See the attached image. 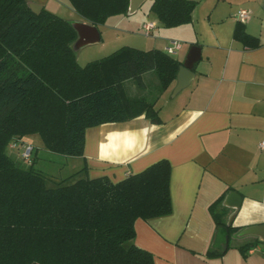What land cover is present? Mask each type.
I'll return each mask as SVG.
<instances>
[{
    "label": "trees",
    "instance_id": "1",
    "mask_svg": "<svg viewBox=\"0 0 264 264\" xmlns=\"http://www.w3.org/2000/svg\"><path fill=\"white\" fill-rule=\"evenodd\" d=\"M69 1L82 18L100 25L126 14L130 0ZM196 5L152 0L150 11L169 28L191 22ZM76 37L66 19L45 9L36 13L26 0H0V264H154L150 252L132 243L134 221L171 212L167 160L116 183L107 177L68 181L75 172L48 186L32 164L20 167L6 153L13 137L38 134L45 150L81 157L87 127L141 114L160 121L156 98L128 96L122 84L134 79L140 85L152 71L159 94L180 62L159 49L124 45L80 66L72 47ZM233 37L258 45L240 22ZM220 203L209 206L216 223L209 257L221 255L219 246L235 232L214 211Z\"/></svg>",
    "mask_w": 264,
    "mask_h": 264
},
{
    "label": "crops",
    "instance_id": "2",
    "mask_svg": "<svg viewBox=\"0 0 264 264\" xmlns=\"http://www.w3.org/2000/svg\"><path fill=\"white\" fill-rule=\"evenodd\" d=\"M194 1L191 22L175 27H164L150 11L152 0H142L133 13L106 19L123 17L126 26L140 30L145 22L155 24L146 47L124 45L164 51L175 39L182 46L174 59L181 63L191 45L199 46L200 57L186 87L174 92V79L154 97L159 122L141 114L87 127L83 156L75 157L80 168L72 180L107 177L116 183L167 160L171 212L147 220L136 218L132 243L150 252L154 264H264L262 237L242 234L247 228L264 226V0ZM26 4L96 28L90 36L99 34V40L76 48V61L86 45L104 54L105 46L100 44L104 24L86 21L69 0H26ZM241 9L248 12L244 21L237 17ZM237 22L257 38V46L248 47L233 37ZM122 85L128 96H141L138 89L158 86L152 71L142 75L140 85L134 79ZM219 198L214 211L235 232L219 246L224 250L221 255L209 257L206 253L216 230L209 206Z\"/></svg>",
    "mask_w": 264,
    "mask_h": 264
},
{
    "label": "rangeland",
    "instance_id": "3",
    "mask_svg": "<svg viewBox=\"0 0 264 264\" xmlns=\"http://www.w3.org/2000/svg\"><path fill=\"white\" fill-rule=\"evenodd\" d=\"M112 25H118L122 28L124 26L126 28L129 27L126 26V20L123 19V17H119L113 21H106L104 26H101L100 28L103 34L100 44L101 47L105 46L104 54L99 52L96 53L95 51H92L93 49L90 47L91 45H86L77 61L80 66L86 65L89 61L102 58L103 56L111 53L107 51H113L110 49H118V47L124 44H131L135 47H146L145 42L146 40H149L151 36L145 35L143 30L136 28V26L119 30L109 27ZM119 42L121 43L120 46H116ZM136 93L151 100L158 94V86L149 85L147 91L146 89H138ZM35 135L36 137L38 136V138H40L38 134H30L24 135L23 137L15 136L9 141L6 148V153L12 160L16 162L18 166L27 168L30 166V164H32L35 169L40 171L45 176L48 186L55 185L63 179L67 180L65 177H69L78 168H80V163L79 161L77 162V158L50 152L38 147V140L36 139ZM26 136L28 138L26 141H23L25 140ZM71 180L72 178L68 181Z\"/></svg>",
    "mask_w": 264,
    "mask_h": 264
},
{
    "label": "water",
    "instance_id": "4",
    "mask_svg": "<svg viewBox=\"0 0 264 264\" xmlns=\"http://www.w3.org/2000/svg\"><path fill=\"white\" fill-rule=\"evenodd\" d=\"M142 0H130L128 6V13H133L137 9L138 4ZM31 10L38 13L40 11L39 6H32L30 7ZM74 28L77 32L78 39L75 41L73 45V49L80 47L81 45L98 41L99 34H95V36H90L92 32L96 31L94 26L89 24H85L82 22H75L73 23ZM90 36V37H89ZM200 57V48L197 45H191L189 48L188 53L186 54L184 60L179 64L178 71L176 73V85L174 88V92L181 90L182 88L186 87L191 78L193 77V65ZM242 234H256L262 237L264 240V226L263 227H254V228H247L242 232Z\"/></svg>",
    "mask_w": 264,
    "mask_h": 264
},
{
    "label": "built area",
    "instance_id": "5",
    "mask_svg": "<svg viewBox=\"0 0 264 264\" xmlns=\"http://www.w3.org/2000/svg\"><path fill=\"white\" fill-rule=\"evenodd\" d=\"M248 16V12L244 9H241L237 13V17L244 21ZM155 27V24L153 22H145L142 26V30L145 35H150L152 32V29ZM182 46V42L179 40H170L168 45L164 48V52L170 56H176L179 49ZM261 145L264 146V141L261 142Z\"/></svg>",
    "mask_w": 264,
    "mask_h": 264
}]
</instances>
